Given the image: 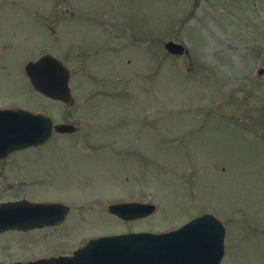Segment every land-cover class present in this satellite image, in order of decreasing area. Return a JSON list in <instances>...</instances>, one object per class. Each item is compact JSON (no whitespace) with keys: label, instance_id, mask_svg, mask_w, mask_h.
<instances>
[{"label":"rangeland","instance_id":"rangeland-1","mask_svg":"<svg viewBox=\"0 0 264 264\" xmlns=\"http://www.w3.org/2000/svg\"><path fill=\"white\" fill-rule=\"evenodd\" d=\"M70 1L0 0V44L12 42L0 105L80 126L0 162V202L29 194L72 208L57 227L0 236V258L68 253L102 232L168 231L206 212L225 226L221 264H264V0ZM44 4L73 13L53 43L28 14ZM76 35L94 41L65 54ZM167 41L188 54H167ZM44 43L70 69L71 107L25 95L21 69L50 53ZM19 171L27 190L8 188ZM119 201L156 210L123 222L107 213Z\"/></svg>","mask_w":264,"mask_h":264},{"label":"water","instance_id":"water-1","mask_svg":"<svg viewBox=\"0 0 264 264\" xmlns=\"http://www.w3.org/2000/svg\"><path fill=\"white\" fill-rule=\"evenodd\" d=\"M169 53L182 54L180 45L165 44ZM27 74L34 88L44 95L70 102L67 71L51 57H43L29 64ZM69 126L53 127L49 119L24 111H0V158L27 146H36L48 139L54 130L70 132ZM59 207L62 208L58 212ZM33 221L15 224L26 211ZM153 206L119 204L109 211L122 219H133L152 213ZM63 215L61 205H33L27 203L0 205V230L26 224H47V217ZM39 217L37 219V217ZM54 223V222H52ZM224 228L212 215L193 219L181 228L161 234L134 233L91 240L71 258L49 259L34 264H220L224 253Z\"/></svg>","mask_w":264,"mask_h":264},{"label":"flooded vegetation","instance_id":"flooded-vegetation-1","mask_svg":"<svg viewBox=\"0 0 264 264\" xmlns=\"http://www.w3.org/2000/svg\"><path fill=\"white\" fill-rule=\"evenodd\" d=\"M48 9H45V10H35L34 13L32 14L38 21V24L40 26V30L41 32L43 33L45 39H47L48 41L51 42V39H57V33H61V28H62V20L64 18H66L68 15H61V16H58V15H54L51 11V8L49 5L46 6ZM65 12H68V9L65 8ZM70 16V15H69ZM80 37L81 35H76L75 37L69 39L67 42H68V46H66L64 49V52L65 54H72V53H78V51L81 50V48H84V44L83 42L80 41ZM94 38V37H93ZM83 39H85L83 37ZM86 42L88 44H91L89 43V38L85 39ZM47 48L48 49H45V50H49L50 51V47L48 44H46ZM82 51V50H81ZM45 54H47V52H44ZM36 92L35 91H28V95L32 96V94H35ZM37 94V93H36ZM28 151V150H26ZM6 159L4 160H0V162H3L5 161ZM22 172L19 171V175H18V180L17 183L20 185V187L22 189H28L30 187V185L28 184V180L26 179L25 176H22L20 175ZM26 184V185H25ZM27 184L29 186H27ZM8 188H12V184H9L8 183ZM21 199H27V200H30L28 198H25V197H21V198H18V199H12L14 201H18V200H21ZM6 201H11V200H6ZM30 201H33V202H43L41 200H30ZM47 202V201H45ZM49 202H52V201H49ZM64 222V221H63ZM62 222V223H63ZM62 223L58 224V225H55L53 227H44V228H41V229H28L26 231H18V230H10V231H5V232H2L0 233V236L2 235H7V234H16V235H29L30 233H33V232H36V231H41V230H44V229H50V228H54L56 226H59L61 225ZM6 257H11V255H6ZM27 261H30V260H23L21 257H16L15 259L14 258H11V259H0V263H3V264H11V263H14V262H27Z\"/></svg>","mask_w":264,"mask_h":264}]
</instances>
